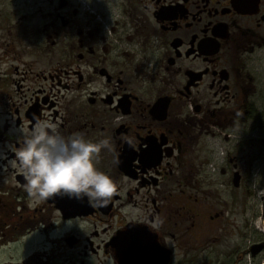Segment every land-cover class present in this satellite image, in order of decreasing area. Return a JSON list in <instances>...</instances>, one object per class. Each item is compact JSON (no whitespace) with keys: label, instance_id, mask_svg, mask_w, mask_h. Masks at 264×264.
<instances>
[{"label":"flooded vegetation","instance_id":"1","mask_svg":"<svg viewBox=\"0 0 264 264\" xmlns=\"http://www.w3.org/2000/svg\"><path fill=\"white\" fill-rule=\"evenodd\" d=\"M34 117L105 204L28 194ZM0 264H264V0H0Z\"/></svg>","mask_w":264,"mask_h":264},{"label":"clouds","instance_id":"2","mask_svg":"<svg viewBox=\"0 0 264 264\" xmlns=\"http://www.w3.org/2000/svg\"><path fill=\"white\" fill-rule=\"evenodd\" d=\"M34 119V126L15 151L28 194L37 201L66 195L105 204L116 192V184L109 173L97 167L101 143L81 133L65 136L50 120ZM102 144L107 147L108 141Z\"/></svg>","mask_w":264,"mask_h":264}]
</instances>
